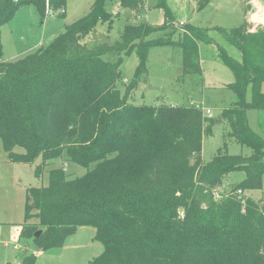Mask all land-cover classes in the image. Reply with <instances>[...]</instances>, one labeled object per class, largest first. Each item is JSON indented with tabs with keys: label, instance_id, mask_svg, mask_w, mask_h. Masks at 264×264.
Here are the masks:
<instances>
[{
	"label": "trees",
	"instance_id": "trees-1",
	"mask_svg": "<svg viewBox=\"0 0 264 264\" xmlns=\"http://www.w3.org/2000/svg\"><path fill=\"white\" fill-rule=\"evenodd\" d=\"M110 1L94 0L86 15L47 45L8 59L1 29L19 9L33 5L44 20L49 9H61L65 16L67 0H0V137L5 151L15 162L33 164L40 158L35 168L39 179L58 158L94 166L75 178L62 166L52 167L47 185L29 187L19 237L34 239L45 251L62 247L78 226L88 225L103 245L89 264H264V203L245 194L262 188L264 180V122L263 134L258 133L247 115L249 110L264 115V27L213 26L240 50L237 58L209 28L175 24L168 0H158L165 18L161 24H126L113 43H83L99 24L112 29ZM118 1L134 11L144 2ZM210 2L197 0L198 9ZM167 30L171 33L149 38ZM202 43L215 44L218 57L234 73L228 86L236 99L221 117L230 125L227 136L251 154H230L225 144V150L204 162L203 139L214 120L202 107L130 103L117 88L123 58L110 62L102 57L111 51L137 53L133 89L147 72L154 46H179L183 76L200 75ZM235 171L245 172V178L215 199L224 178ZM37 258L38 253L25 254L21 264H35Z\"/></svg>",
	"mask_w": 264,
	"mask_h": 264
},
{
	"label": "rangeland",
	"instance_id": "rangeland-1",
	"mask_svg": "<svg viewBox=\"0 0 264 264\" xmlns=\"http://www.w3.org/2000/svg\"><path fill=\"white\" fill-rule=\"evenodd\" d=\"M94 0H67L66 14L56 10L44 20L33 5L22 6L12 20L2 26V42L5 46V57L19 58L34 46L47 45L66 25L86 15ZM158 0H144L138 11L125 8L118 0L107 3L112 13L113 27L108 23L99 24L96 29L82 39L83 43H113L120 37L126 24L148 22L152 25L164 21V13L157 6ZM170 8L176 16L175 24L183 21L210 29V35L215 37L219 44L228 49L234 57L240 58L241 52L232 46L221 33L213 26L234 27L246 25L256 31L264 27V0H211L208 6L198 9L197 0H168ZM171 33L156 31L149 38H156ZM174 36L177 39V35ZM29 49V50H28ZM25 51V52H22ZM202 73L195 76H183L182 49L179 46H154L150 48L147 57V72L140 78L138 84L131 89L135 69L139 57L134 51L131 54L111 51L102 57L106 61L115 62L121 56V78L117 88L126 94L128 101L133 104H173L198 105L205 115L214 120L211 132L204 135L202 159L208 162L220 148L230 154H251L252 150L241 145L234 138L227 136L230 131L229 123L222 119V111L228 108L236 99V95L228 85L235 81L232 69L225 65L217 55L215 44L200 45ZM14 59V58H13ZM264 92V82L261 85ZM252 87H248L247 99L251 100ZM210 112V116L208 115ZM249 124L252 129L262 133L260 123L264 122V115L259 111L249 110ZM264 133V132H263ZM262 133V134H263ZM224 149V150H225ZM17 152H24L23 148L16 147ZM41 159L33 164L12 161L4 149L0 137V264H21L25 254L38 253L35 264H89L96 256L102 253L103 245L96 241L95 229L88 225L78 226L75 234L68 237L62 247L42 251L40 246L30 238H20V226L25 223V200L27 189L46 184L49 181L48 171L52 167H64L66 174L71 178L84 175L90 168L58 158L45 168L43 177L35 175V168ZM192 163V161H190ZM246 174L243 171L229 173L224 178L223 189H217L219 194L228 193L232 186L239 183ZM247 196L264 203V180L260 189L245 191ZM215 199L220 197L214 194ZM19 231V233H18Z\"/></svg>",
	"mask_w": 264,
	"mask_h": 264
},
{
	"label": "built area",
	"instance_id": "built-area-1",
	"mask_svg": "<svg viewBox=\"0 0 264 264\" xmlns=\"http://www.w3.org/2000/svg\"><path fill=\"white\" fill-rule=\"evenodd\" d=\"M47 1H48V0H47ZM48 13H49V14H53V13H55V12H54L53 10L49 9L48 12H47V15H48ZM183 23H184L183 21H180V22H179L180 25H183ZM208 115H209V116L211 115L210 112H209ZM215 195L218 196V197L220 196L219 193H218L217 191L215 192Z\"/></svg>",
	"mask_w": 264,
	"mask_h": 264
},
{
	"label": "crops",
	"instance_id": "crops-1",
	"mask_svg": "<svg viewBox=\"0 0 264 264\" xmlns=\"http://www.w3.org/2000/svg\"><path fill=\"white\" fill-rule=\"evenodd\" d=\"M134 11V10H133ZM40 45H43V44H39V45H37V46H34L32 49H35V48H37V47H39ZM3 50H5V46H3ZM29 50V49H28ZM22 52H25V51H22ZM4 56H5V53H4ZM15 57H17V56H12V57H6V58H8V59H13V58H15ZM48 183H46V184H44V185H47ZM20 229H21V226H20ZM19 229V230H20ZM18 233H19V231H18Z\"/></svg>",
	"mask_w": 264,
	"mask_h": 264
},
{
	"label": "water",
	"instance_id": "water-1",
	"mask_svg": "<svg viewBox=\"0 0 264 264\" xmlns=\"http://www.w3.org/2000/svg\"><path fill=\"white\" fill-rule=\"evenodd\" d=\"M192 161V163H193V160H191ZM42 233V230L40 229V230H38L36 233H35V235L36 236H38L39 234H41Z\"/></svg>",
	"mask_w": 264,
	"mask_h": 264
}]
</instances>
